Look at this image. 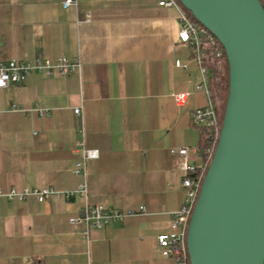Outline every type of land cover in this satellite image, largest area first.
I'll use <instances>...</instances> for the list:
<instances>
[{
	"label": "crops",
	"instance_id": "0c3cea01",
	"mask_svg": "<svg viewBox=\"0 0 264 264\" xmlns=\"http://www.w3.org/2000/svg\"><path fill=\"white\" fill-rule=\"evenodd\" d=\"M63 1L0 0V61L81 63L68 75L32 71L0 87V192L87 191L41 202L0 194V264H174L156 240L186 192L171 149L189 147L188 161H199L191 112L208 101L196 89L200 66L178 39L177 11L153 0ZM179 92H188L182 105ZM80 141L98 150L85 176L73 172ZM84 204L143 212L71 224Z\"/></svg>",
	"mask_w": 264,
	"mask_h": 264
},
{
	"label": "water",
	"instance_id": "95a60500",
	"mask_svg": "<svg viewBox=\"0 0 264 264\" xmlns=\"http://www.w3.org/2000/svg\"><path fill=\"white\" fill-rule=\"evenodd\" d=\"M228 63L220 132L188 222L190 264H264V7L179 0Z\"/></svg>",
	"mask_w": 264,
	"mask_h": 264
},
{
	"label": "built area",
	"instance_id": "2783aa9c",
	"mask_svg": "<svg viewBox=\"0 0 264 264\" xmlns=\"http://www.w3.org/2000/svg\"><path fill=\"white\" fill-rule=\"evenodd\" d=\"M160 7L173 8L177 11L178 21L180 24L178 31V39L185 43L191 50L192 59H194L200 66L202 72V79L197 84L196 89L204 92L208 101L203 107L196 108L191 112V119L194 126H206L210 132V144L205 148L204 153L206 159L190 163L188 161L189 147H175L171 149L177 165L183 170L184 177L182 179V186L185 188V196L181 207L172 213L170 220V231L161 233L156 237L160 253L169 257L174 261V264H190L186 233L190 215L192 213L202 179L212 157L214 148L216 146L219 132L220 122L214 105L210 99L209 88L207 84V74L205 67L201 64V58L204 54L201 44L203 41L210 42L212 45H220L216 37L203 25L192 19L187 10L181 5L179 0H153ZM64 7L76 6V0H64L62 2ZM85 19L89 20V15H85ZM221 54V50L217 51V56ZM80 60L78 58H70L62 56L54 61L42 60L36 58L33 63L21 60H7L0 61V87H6L11 83H22L25 81L27 75L32 71H43L46 74H53L54 72L60 76L68 75L80 68ZM178 66H183L177 62ZM188 92H179L173 94V98L178 105H182L185 101ZM40 115H44L45 111L39 109ZM74 113L81 117V107H75ZM81 150V159L75 163L73 172L75 174L86 175V161L98 157L97 149H89L83 145V141L79 143ZM199 155V154H198ZM87 191L86 185L81 184L74 190L59 191L50 186H42L39 188L23 187L16 189L10 187L6 192L1 193L7 198L24 199L28 196H33L38 201H45L50 196L56 198L71 199L75 195H85ZM137 212H143V207L139 210L121 211L118 209L107 208L103 205H88L84 204L80 207L77 215L69 218L71 224L83 223L85 225L92 224L100 227L112 221H122L127 215H132Z\"/></svg>",
	"mask_w": 264,
	"mask_h": 264
},
{
	"label": "trees",
	"instance_id": "16d2710c",
	"mask_svg": "<svg viewBox=\"0 0 264 264\" xmlns=\"http://www.w3.org/2000/svg\"><path fill=\"white\" fill-rule=\"evenodd\" d=\"M260 2L264 7V0H260ZM187 13L192 19H194L188 11ZM201 47L204 52L201 58V64L206 69L210 99L221 124L228 95L227 59L221 45L215 46L208 41H203ZM219 50H221V54L217 56L216 54ZM197 128L199 130V140L197 144L198 154L202 160H205L206 155L204 150L210 144V132L209 128L206 126H199Z\"/></svg>",
	"mask_w": 264,
	"mask_h": 264
}]
</instances>
